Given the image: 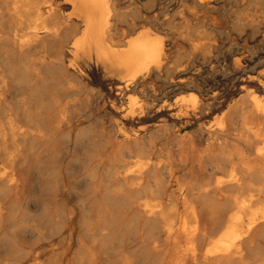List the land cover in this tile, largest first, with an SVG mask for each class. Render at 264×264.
<instances>
[{"label": "bare ground", "instance_id": "bare-ground-1", "mask_svg": "<svg viewBox=\"0 0 264 264\" xmlns=\"http://www.w3.org/2000/svg\"><path fill=\"white\" fill-rule=\"evenodd\" d=\"M0 3V42L5 43L0 63L15 80L12 91L18 96L15 105L2 107L0 116L1 218L5 202L18 197L27 184L26 173L18 167L20 141L41 136L45 123L61 125L65 121L71 104L67 96L74 90L66 71L77 73L82 60L92 62L119 74L122 87L128 90L139 76L162 66L166 49L162 37L149 30L126 37L124 46H118L124 30L117 26L120 14L116 0H62L61 6L70 8L66 14L59 11L57 0ZM31 47H36L40 56L20 63V56ZM65 55L70 57L67 63ZM41 64L49 72L47 79L63 67L60 81L50 83L42 78L37 67ZM6 77L0 73V104L10 88ZM191 93L166 105L178 108L177 118L197 122L196 129L207 135L203 153L209 158V169L199 164V176L180 180L169 168L166 180L149 181L144 175L149 156L145 159L142 148L144 162L135 158L134 152L117 159L112 174L117 196L105 198L118 208L116 228L119 224L122 233L117 236V229L112 231L104 220L97 230L100 239L88 248V254L54 264H264V101L247 92L206 124L201 120L209 116L211 107ZM236 112L241 115L232 122L230 117ZM5 182L13 190L10 195L2 187ZM105 192L108 195L109 191ZM127 240L134 250L125 246ZM42 253H30V264H45Z\"/></svg>", "mask_w": 264, "mask_h": 264}, {"label": "rangeland", "instance_id": "rangeland-1", "mask_svg": "<svg viewBox=\"0 0 264 264\" xmlns=\"http://www.w3.org/2000/svg\"><path fill=\"white\" fill-rule=\"evenodd\" d=\"M116 2L120 14L117 26L124 30L118 46L142 30L160 35L166 49L163 67L139 76L128 90L122 87L119 74L92 62L82 60L77 73L66 71L74 88L67 96L71 101L68 117L61 125L45 123L41 135L45 137L20 141L18 167L26 173L27 184L18 197L5 202V214L0 218V264H30L29 254L36 250L43 252L45 264L71 261L78 254H88V248L99 241L97 230L104 220L115 232L118 208L106 198L117 196L112 174L116 160L129 152L141 162L149 156L144 167L149 181L166 180L169 170L181 180L199 176V164L209 169V158L203 153L207 135L196 129L197 122L177 118L178 108L166 105L174 99L196 93L199 101L211 107L209 116L201 120L206 124L247 92L264 101V0ZM61 3L57 0L59 11L68 13L70 8ZM4 46L0 42V49ZM39 56V50L31 47L19 61L26 64ZM67 59L70 57L65 55L66 63ZM37 67L47 79L45 65ZM63 69L56 68L47 80L60 81L59 70ZM0 73L7 76L10 86L5 102L0 104L1 116L2 107L15 105L18 96L12 91L15 80L1 63ZM131 98L135 101L129 102ZM127 110L132 115H126ZM240 115L233 113L230 120L237 122ZM2 187L9 195L13 193L6 182ZM115 233H122L119 224ZM129 241L125 246L134 250Z\"/></svg>", "mask_w": 264, "mask_h": 264}]
</instances>
